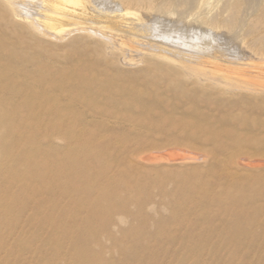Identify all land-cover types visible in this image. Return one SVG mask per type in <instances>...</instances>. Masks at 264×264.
I'll use <instances>...</instances> for the list:
<instances>
[{
    "label": "rangeland",
    "instance_id": "obj_1",
    "mask_svg": "<svg viewBox=\"0 0 264 264\" xmlns=\"http://www.w3.org/2000/svg\"><path fill=\"white\" fill-rule=\"evenodd\" d=\"M230 1L236 2L152 0V7L121 23L143 20L163 32L170 27L187 34L196 31L202 42L217 37L224 40L225 55H232L264 33V0H241L229 31L222 22L230 15ZM211 18L218 24L213 31L206 24ZM252 26L257 31L246 36ZM45 43L40 48L52 54L55 67H93L99 71L87 73V79H103L97 37L75 32L61 42ZM226 56L218 69L253 80L248 70L228 65ZM143 67L135 63L118 68L116 84L145 87L159 74L144 76ZM194 79L191 74L177 79L176 90L153 84L149 91L163 96V108L157 107L162 119L142 112L132 115L127 107L105 106L101 98L96 108L89 101L74 104L82 122L74 120L73 158L79 168L72 176L73 222L56 227L57 242L50 246H1L0 264H264V215L259 216L264 210V94L256 101L248 100L253 97L248 93L230 98L218 89H203L194 96L191 86L187 88ZM74 92L84 96L78 89ZM150 101L143 99L137 108ZM174 106L178 114L170 120ZM191 115L202 124L214 125L220 139L194 138L190 131L183 135L177 124ZM229 160L233 164H226Z\"/></svg>",
    "mask_w": 264,
    "mask_h": 264
},
{
    "label": "bare ground",
    "instance_id": "obj_2",
    "mask_svg": "<svg viewBox=\"0 0 264 264\" xmlns=\"http://www.w3.org/2000/svg\"><path fill=\"white\" fill-rule=\"evenodd\" d=\"M153 4L152 0H0V247L56 244V227L73 222L72 176L79 168L73 158L77 153L74 120L82 122L74 112V104L89 101L96 108L101 106L97 105V99L101 98L105 106L127 107L132 115L142 112L157 119L161 117L157 107L162 106V95L154 96L150 92L153 84L161 90L170 87L176 90L177 79L190 74L195 79L187 88L191 86L194 96L203 89H218L230 98L248 93L253 96L248 100L264 94V69L259 70L264 66V33L249 39L245 50L226 56L224 40L217 37L202 42L197 39L196 31L187 34L170 27L168 32H163L143 20L121 23ZM240 4L241 0L228 3L230 15L222 25L229 31L235 24ZM206 24L212 31L218 27L215 18ZM256 26L246 36L257 31ZM75 32L100 40L97 54L104 66L103 79H87V73L99 71L93 67L59 69L52 64V54L40 48L45 42H61ZM223 56L229 60L228 65L240 71L248 70L253 80L246 79V75L234 78L218 69ZM135 63L144 64L141 70L144 76L159 75L145 87L117 85L120 79L116 70ZM75 89L84 96L79 98L74 94ZM143 99L152 101L137 108ZM175 106L168 113L170 120L178 114ZM199 121L193 115L183 117L177 127L183 135L190 131L189 136L194 138L220 139L214 125ZM234 144L240 146L235 141ZM233 162L229 160L226 164ZM262 215L263 209L259 212ZM251 222L247 221L246 225ZM47 233L45 238L41 237ZM25 234H30V238Z\"/></svg>",
    "mask_w": 264,
    "mask_h": 264
}]
</instances>
